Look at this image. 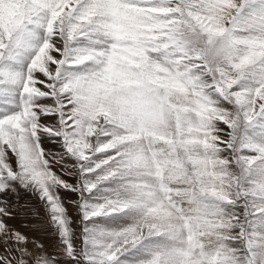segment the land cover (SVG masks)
I'll use <instances>...</instances> for the list:
<instances>
[{
	"label": "snow or ice",
	"instance_id": "1",
	"mask_svg": "<svg viewBox=\"0 0 264 264\" xmlns=\"http://www.w3.org/2000/svg\"><path fill=\"white\" fill-rule=\"evenodd\" d=\"M0 264H264V0H0Z\"/></svg>",
	"mask_w": 264,
	"mask_h": 264
}]
</instances>
